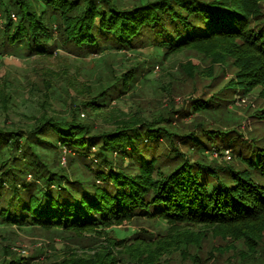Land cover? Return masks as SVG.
Segmentation results:
<instances>
[{"label":"trees","instance_id":"obj_1","mask_svg":"<svg viewBox=\"0 0 264 264\" xmlns=\"http://www.w3.org/2000/svg\"><path fill=\"white\" fill-rule=\"evenodd\" d=\"M35 5L0 0L5 18L0 54L50 53L59 47L89 56L147 47L167 58L193 49L217 62V75L224 77L225 67L232 71L215 95L193 104L194 110L223 113L230 101L227 92L234 96L258 87L264 97V0H36ZM11 13L18 16L15 23ZM192 65L180 68L189 67L194 76ZM208 67L210 72L215 68ZM137 69L110 73L96 89L85 84L90 98L81 105L100 111L112 95L133 87ZM259 111L264 123V99ZM195 127V132L177 135L157 121L135 116L95 134L74 118H45L33 131L0 129V156L6 154L0 157V226L95 229L106 242L91 253L66 249L61 264H119L122 253L135 258L124 264H144L145 255H140L147 248L152 261L172 251L174 243L198 247L207 233L234 232L232 225L242 223L239 234L253 242V256L259 252L264 264V250L244 231L251 220L264 217V137L244 136L233 128L206 130L201 122ZM176 138L187 145L186 151ZM52 143L66 146L82 162L87 157L96 163L92 178L69 180L41 165L35 147ZM228 149L234 160L230 164L203 157L206 152L222 156ZM124 220L164 221L166 228L152 246L126 247L127 238H110V230L104 231ZM96 238L88 240L96 244ZM31 259L12 255L1 264H35Z\"/></svg>","mask_w":264,"mask_h":264},{"label":"rangeland","instance_id":"obj_2","mask_svg":"<svg viewBox=\"0 0 264 264\" xmlns=\"http://www.w3.org/2000/svg\"><path fill=\"white\" fill-rule=\"evenodd\" d=\"M28 1L36 7V0ZM117 1L130 3L136 0ZM2 13L0 6V29L5 22ZM10 17L13 23L18 20L16 14L11 13ZM160 53V50L145 47L76 56L54 47L50 53L0 54V129L33 131L38 122L45 118L60 121L74 118L88 124L95 134L112 129L117 120L138 116L157 121L177 135L195 132V126L201 122L206 130L233 128L244 136L264 137V123L258 118L264 97L258 87L234 96L227 92L230 101L225 104L223 113L217 111L210 115L202 109L194 110L193 104L215 95L231 77L232 71L225 67V78L219 73L217 75V62L193 49H183L167 58H161ZM191 64H194V76L188 74L189 67L186 70L180 68V65ZM209 64L215 66L211 72ZM131 66H138V80L131 89L117 97L112 95L100 111H90L81 105L90 98L84 91L85 84L96 89L109 79L110 73H122ZM147 68H150L148 72ZM212 74L216 77L212 78ZM73 77L79 80L80 85L70 81ZM185 110L191 112L185 116ZM176 145L182 151L187 149V145L177 138ZM56 146L54 143L36 145L41 165L52 172L64 174L69 180L87 182L92 178V171L97 169L96 163H91L87 157L85 160L88 162H82L66 146ZM203 157L206 162L215 160L220 164L234 161L233 155L227 160L223 155L211 152H206ZM241 224L232 225L234 232L222 231L218 236L217 233L212 236L207 233L198 247L186 243L176 246L174 243L172 251L152 261L146 257L148 248L140 256L145 255L144 264H262L259 252L258 255L254 253L257 255L254 257L253 250H250L253 242L246 243L248 241H243V236L239 234ZM165 228L164 221L124 220L117 226L103 230H110V238H127L124 242L126 247L140 245L144 248V245L155 244L164 235ZM245 229L248 235L256 239V245L259 243L258 249L264 250V217L251 220ZM26 230L15 225L0 226V264L12 255L34 258L31 261L35 264H61L66 249L91 253L103 241L106 242L103 232L98 234L90 228L65 232L53 227ZM136 232H142V235L136 236ZM96 235L97 243H90L88 239L95 241ZM125 255L122 253L119 264L135 259Z\"/></svg>","mask_w":264,"mask_h":264},{"label":"built area","instance_id":"obj_3","mask_svg":"<svg viewBox=\"0 0 264 264\" xmlns=\"http://www.w3.org/2000/svg\"><path fill=\"white\" fill-rule=\"evenodd\" d=\"M223 157L227 160H229L231 158V152L230 150H224V153H223ZM63 162V161H62Z\"/></svg>","mask_w":264,"mask_h":264}]
</instances>
